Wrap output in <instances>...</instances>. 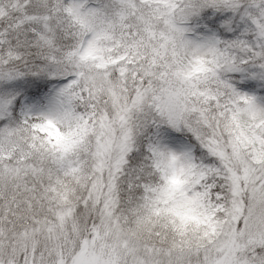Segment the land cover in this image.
<instances>
[{
  "label": "snow or ice",
  "instance_id": "snow-or-ice-1",
  "mask_svg": "<svg viewBox=\"0 0 264 264\" xmlns=\"http://www.w3.org/2000/svg\"><path fill=\"white\" fill-rule=\"evenodd\" d=\"M0 264H264V0H0Z\"/></svg>",
  "mask_w": 264,
  "mask_h": 264
}]
</instances>
